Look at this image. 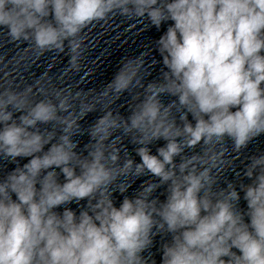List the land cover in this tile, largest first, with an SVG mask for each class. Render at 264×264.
Returning a JSON list of instances; mask_svg holds the SVG:
<instances>
[{"label":"clouds","instance_id":"obj_1","mask_svg":"<svg viewBox=\"0 0 264 264\" xmlns=\"http://www.w3.org/2000/svg\"><path fill=\"white\" fill-rule=\"evenodd\" d=\"M117 17L144 30L168 24L153 41L158 79L143 83L142 54L122 59L100 92L49 89L44 77L0 85V161L16 164L0 176V264H156L158 235L168 238L160 264H264V151L248 157V183L236 173L221 186L230 151L264 136V0H0L9 41L66 52L65 76L83 68L85 30ZM125 92L127 117L111 110ZM85 132L87 155L74 140ZM145 176L115 206L114 192Z\"/></svg>","mask_w":264,"mask_h":264},{"label":"water","instance_id":"obj_2","mask_svg":"<svg viewBox=\"0 0 264 264\" xmlns=\"http://www.w3.org/2000/svg\"><path fill=\"white\" fill-rule=\"evenodd\" d=\"M189 120H192L191 115H189ZM193 123H195V121H192ZM166 141L163 139L154 141L152 144H149L148 147L151 151V154L153 155H157V149L160 147L165 146ZM229 147H230V143H229ZM199 150V149H197ZM264 151V136H261L259 138H257L256 140H254L247 149L243 150L240 153H235L230 151L229 155L230 157L234 160V164L232 166V168H230L222 177L221 179V186H224V181L227 180H232L235 181L238 179V177L236 176V173H240L241 176L239 178L244 179L245 183H248L249 181L246 178H243V170L244 167L246 165V163L248 162V157H250L253 154H258L259 152ZM190 154V153H188ZM135 162L139 163L141 162L140 157L138 156L135 159ZM150 177L145 176V177H141L139 179H136L131 186L129 187L128 191L125 194H121L118 191L114 192V200H115V206L119 207L120 203L122 202V200L124 199V195H127L129 197H132L135 192L140 188V185L147 179H149ZM165 187H161L160 189L157 190V192L155 193V195L157 197H159V199L161 201H163L166 198L165 195ZM241 197H243V193H241ZM240 207L241 208H246V202L241 199L240 201ZM168 238L166 237H161V236H157L155 237V241H154V245L151 248V255L154 258V260L156 261V264H160L161 262V257H162V253L160 251V247H161V243L166 240ZM147 255V253H146Z\"/></svg>","mask_w":264,"mask_h":264}]
</instances>
